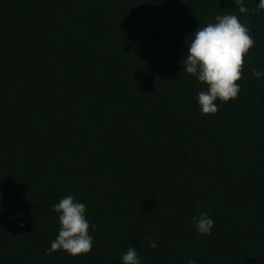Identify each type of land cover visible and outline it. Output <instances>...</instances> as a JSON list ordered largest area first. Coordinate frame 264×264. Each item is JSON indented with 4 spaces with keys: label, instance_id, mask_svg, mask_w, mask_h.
Here are the masks:
<instances>
[{
    "label": "trees",
    "instance_id": "obj_1",
    "mask_svg": "<svg viewBox=\"0 0 264 264\" xmlns=\"http://www.w3.org/2000/svg\"><path fill=\"white\" fill-rule=\"evenodd\" d=\"M258 3L245 16L232 0H0V264H122L131 246L141 264H264ZM224 14L255 46L238 98L202 115L181 60ZM66 195L97 225L92 251L45 255Z\"/></svg>",
    "mask_w": 264,
    "mask_h": 264
},
{
    "label": "clouds",
    "instance_id": "obj_2",
    "mask_svg": "<svg viewBox=\"0 0 264 264\" xmlns=\"http://www.w3.org/2000/svg\"><path fill=\"white\" fill-rule=\"evenodd\" d=\"M239 13L249 14V8L244 0H232ZM252 12L264 11V0H259ZM187 49L181 60L183 71L195 77L204 86L197 93L198 105L202 115H215L218 112L217 101L228 103L238 98L240 81L243 78L245 57L255 46L250 29L242 23L235 14L216 15L215 22L196 28L191 39L186 43ZM253 76L259 79L264 71L253 69ZM2 197V192H0ZM3 205L0 204V213ZM52 211L58 214L59 230L45 255L63 251L77 257L89 254L93 247V237L89 229L96 230L97 225L90 224L86 219V205L77 201L74 196L66 195L53 205ZM194 226L201 235H210L214 220L207 214L201 213L193 217ZM23 227V224H20ZM158 226L154 227L156 230ZM149 247L156 248L155 241L148 240ZM122 264H141V259L135 247L128 248L122 255ZM187 264H196L188 258Z\"/></svg>",
    "mask_w": 264,
    "mask_h": 264
}]
</instances>
